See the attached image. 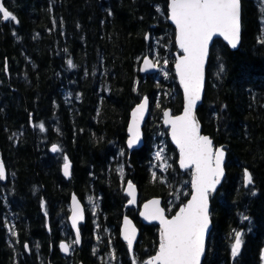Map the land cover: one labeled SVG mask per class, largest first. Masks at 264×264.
I'll list each match as a JSON object with an SVG mask.
<instances>
[{
  "label": "trees",
  "instance_id": "16d2710c",
  "mask_svg": "<svg viewBox=\"0 0 264 264\" xmlns=\"http://www.w3.org/2000/svg\"><path fill=\"white\" fill-rule=\"evenodd\" d=\"M4 2L17 20L0 16V161L9 172L5 183L0 179V264H147L159 247V226L143 223L139 206H129L126 184L138 185L140 203L162 196L169 215L192 192V171L180 170L163 123L166 108L176 114L184 103L169 0ZM242 5L241 46L214 42L198 109L203 132L227 151L203 264L264 261V0ZM146 55L160 65L167 56L171 77L142 73ZM145 96L143 144L130 151L131 111ZM161 133L174 154L166 170L153 164ZM74 192L87 208L81 247L68 221ZM126 214L140 228L134 255L120 237ZM238 230L245 235L233 256ZM63 240L72 245L70 255L61 251ZM112 251L115 261L107 258Z\"/></svg>",
  "mask_w": 264,
  "mask_h": 264
},
{
  "label": "snow or ice",
  "instance_id": "6c2138e0",
  "mask_svg": "<svg viewBox=\"0 0 264 264\" xmlns=\"http://www.w3.org/2000/svg\"><path fill=\"white\" fill-rule=\"evenodd\" d=\"M170 19L176 27V42L183 55L177 57L175 65L184 87L186 106L184 113L175 118L165 111V123L171 125L172 139L180 150V166L194 168L192 187L194 194L186 206L171 219H166L164 210L159 207V201L153 200L144 205L142 213L146 219L158 220L161 225L159 248L154 257L147 264H200V256L204 249V236L209 225L208 193L214 190L223 175L222 162L224 151L222 148L213 151L212 141L200 134L198 122L193 115L196 101L201 97L204 79V63L208 54L209 41L215 34L224 36L229 44L235 48L240 39V0H170ZM0 16L3 20L16 21L17 18L0 2ZM167 64V60L164 61ZM69 66L72 61H68ZM148 67H154L145 59ZM147 98L133 111L132 124L129 128L131 138L129 146L139 139V121L147 106ZM43 129V125H40ZM53 146L52 151H57ZM160 153H157V158ZM70 164L65 157L64 174L69 175ZM5 170L0 162V179H3ZM155 176V173H153ZM245 179L248 184L253 181L252 175L245 170ZM128 192L132 196L129 203L135 202V189L128 183ZM72 226L75 228L77 220L82 219L81 210L73 197ZM124 239L129 248L135 239V229L131 222L124 221ZM79 231L77 230L74 243L78 244ZM241 246V233L235 234V243L232 254L235 256ZM60 248L69 251V245L62 243Z\"/></svg>",
  "mask_w": 264,
  "mask_h": 264
},
{
  "label": "water",
  "instance_id": "95a60500",
  "mask_svg": "<svg viewBox=\"0 0 264 264\" xmlns=\"http://www.w3.org/2000/svg\"><path fill=\"white\" fill-rule=\"evenodd\" d=\"M0 2L3 3L4 7L8 10L9 8L6 6L4 0H0ZM169 4H170V0H169ZM169 4H168V9H169ZM11 12V11H10ZM243 5H242V0H240V39H239V42L237 44V46L235 48H233L231 46V44H229L228 40H226L224 38V36L222 35H219V34H215L212 39L209 41V46H208V54H207V57L205 58V63H204V79H203V86H202V89H201V97L198 101H196V104H195V107L193 109V115L195 117V120L198 122L199 124V128H200V134L202 136H207L209 137V139L212 141V147H213V151H215L216 149H220L222 148L223 151H224V159H223V162H222V168H223V175L220 177V182L218 184H216L215 186V189L214 190H210L209 193H208V216H209V225H208V228L205 232V236H204V249H203V252L200 256V264H203L204 260H205V257H206V254H207V243H208V238H209V235L213 229V219H212V215H211V205H212V198L217 194L219 188L221 187L222 183L224 182L225 180V177H226V162H227V151L222 147V146H215V143H214V139L211 137L210 134H207L205 132H203V124H202V121L198 115V109L200 107V105L203 103L204 101V96H205V91H206V84H207V68H208V63H209V58H210V54H211V48L214 44V42L217 40V39H221L223 42H225L232 50H236L238 49L240 46H241V43H242V35H243ZM168 19H169V22L175 27V24L172 22V20L170 19V9H169V16H168ZM176 29V27H175ZM177 43V42H176ZM178 46V44H177ZM179 47V46H178ZM180 49V48H179ZM181 50V49H180ZM182 51V50H181ZM182 54H178L177 53V56H176V61L174 63V68H175V65H176V62H177V57L179 56H182ZM145 59H147L148 61H150L153 65H155L154 67H148L146 66L145 64ZM160 69V65L157 63V61L154 59V57L150 56V55H146L143 57L142 61H141V64H140V70L142 73H148V74H154L156 72H158ZM175 72L177 74V77H178V83H179V86L182 90V93H183V99H184V103H183V108L181 110V112L179 113H176L174 114L173 113V110L168 107L164 110L169 112L170 113V116L175 118L177 116H181L183 115L184 113V109H185V106H186V103H187V100H186V95H185V91H184V87L183 85L180 83V78H179V75L176 71V68H175ZM147 98V106H146V109L144 111V114H143V119H141L139 121V134H140V139L134 144L132 145L131 147L129 146L128 144V141L129 139L131 138V133L129 132V128L132 124V120H133V116H132V113L133 111L137 108L138 105H140L144 99ZM149 111H150V98L148 96H145L131 111V115H130V121H129V127H128V134H129V137H128V140H127V146H128V149L130 151L134 150V149H137L139 147H141V145L143 144V140H144V133H143V127L145 125V122L148 118V115H149ZM163 123L165 125V127L168 128V134H169V138H170V141L171 143L177 148L178 150V153H179V156H178V165H179V168L180 170L182 171H186L188 169H191L192 170V178H191V188H192V193L190 194L189 198L186 200V202L182 203L179 208L172 214V215H169L168 212H167V209L164 205V200H163V197L162 196H152L148 199H145L144 201H142L140 203V191H139V188H138V185L132 181L131 184L134 186V189H135V202L134 203H129V206H140V209H139V217L141 218V220L143 221V223L145 224H150V223H155L159 226V241H160V231H161V225L159 223L158 220H149V219H146L144 217V215H142V213H144L145 211V208H144V205L145 204H148L150 201H153V200H158L159 201V207L162 208L164 210V216L166 219H171L173 218L180 210L181 207H184L187 205V203L191 200L192 198V195L194 194V189L192 187V180H193V176H194V168L192 167H189V168H182L180 166V150H179V147L176 145L175 141L172 139V130H171V125L170 124H166L165 123V116H163ZM53 146H56L57 149H58V145L55 144ZM52 146V148H53ZM52 152H56V151H52ZM3 163V166H4V170H5V175H4V178L1 179L2 182H6L8 180V176H9V172H8V169L6 167V164L4 163V161H0ZM68 163L70 164V169H69V175H65L66 177L70 178L71 175H72V163L71 161H68ZM129 183V182H128ZM128 183L126 184V187H125V190H126V193L129 197V201L132 200V196L129 195V192H128ZM73 197H75V203L79 206V209L81 210V214H82V219H78L77 220V225L76 227L74 228L72 226V215H73V206H74V201H73ZM70 206H71V211H70V214H69V217H68V221H69V224H70V227L72 228L73 232H74V236L76 238V233H77V230L79 231V239H80V242L77 244L78 247H81L82 245V231H81V225L84 224L87 220V212H86V206L84 204V201L79 197V195L77 193H72V196H71V200H70ZM125 219H127L128 221L131 222V226L135 229V232H136V235H135V239L133 240L132 242V246L131 248H129V245H128V241L124 239V229H125V224H124V221ZM120 237L122 238V240L127 243L128 245V248H129V251L131 253V255H134V249H135V245L140 237V228L139 226L137 225L136 221L133 219V217L129 214H126L124 217H123V220H122V223H121V227H120ZM64 243V244H67L69 245V251L66 253L64 252L62 249L61 251L65 254V255H70L72 253V248H71V245L70 243L67 241V240H63L60 245ZM159 248V247H158ZM158 251V250H157ZM157 253V252H156ZM156 253L149 257L148 258V261L152 259V257H154L156 255ZM76 264H85L82 260L78 261Z\"/></svg>",
  "mask_w": 264,
  "mask_h": 264
},
{
  "label": "rangeland",
  "instance_id": "374dc122",
  "mask_svg": "<svg viewBox=\"0 0 264 264\" xmlns=\"http://www.w3.org/2000/svg\"><path fill=\"white\" fill-rule=\"evenodd\" d=\"M263 7H264V5H263ZM155 58H156V60L158 62H160V59H158V57H155ZM165 60H167V64L164 63ZM169 62H170V59L167 56H164L162 58V64H161V69H160V72H159V76H163L164 78H170L171 77V73H170V69H169ZM157 139L158 140L156 142V149H155L154 163L153 164H154V166H158L159 165L160 167H163L166 170L167 168H170L171 165H173L174 154L169 149L168 144L166 142V139H165V136H164L163 133L159 134L157 136ZM157 153H160V157L159 158H157ZM178 195H176L175 197L172 198L171 207H173L174 203L177 201L176 199L179 197ZM87 201H88L89 206L92 207L93 210H96L97 205H98V202L96 201V199H94L92 197H89L87 199ZM250 221H251V219H249V222ZM237 232L241 233V242H242L243 239H244L245 230H238V231L235 232V234ZM111 248L114 251L113 246H111ZM113 251H112V254H113ZM238 254H239V252L236 255H238ZM107 258L112 260V261L116 260L115 259V254L110 255V256L108 255ZM262 264H264V261L262 262Z\"/></svg>",
  "mask_w": 264,
  "mask_h": 264
}]
</instances>
